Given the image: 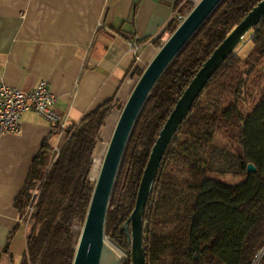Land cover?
I'll return each mask as SVG.
<instances>
[{
	"label": "trees",
	"instance_id": "1",
	"mask_svg": "<svg viewBox=\"0 0 264 264\" xmlns=\"http://www.w3.org/2000/svg\"><path fill=\"white\" fill-rule=\"evenodd\" d=\"M260 1L222 0L172 60L143 105L107 212L106 236L127 255L120 264H132L124 226L161 130L203 63ZM183 3L188 11L194 7L189 0H176L175 7ZM177 26L171 24V31ZM246 36L250 52L239 55L240 43L226 59L163 156L143 215L146 264H253L264 246V89L251 111L245 110L242 97L244 92L248 100L254 98L264 80V18ZM142 73L138 71L137 80ZM111 110L107 103L69 126L66 142L48 171L49 145L45 143L33 160L16 202L21 215L36 181L42 179L43 184L20 264H73L80 236L74 226L84 225L87 216L96 180L91 175L93 153ZM217 134L234 151L217 146ZM250 163L256 173L247 171ZM226 175L242 180L230 182L223 178ZM259 264H264V256Z\"/></svg>",
	"mask_w": 264,
	"mask_h": 264
},
{
	"label": "crops",
	"instance_id": "2",
	"mask_svg": "<svg viewBox=\"0 0 264 264\" xmlns=\"http://www.w3.org/2000/svg\"><path fill=\"white\" fill-rule=\"evenodd\" d=\"M175 3L0 0V82L30 90L37 80L47 79L56 96L55 110L69 126L110 103L95 147L100 145L101 166L119 107L129 98L138 71L156 54L155 39L171 30ZM136 35L143 46L139 59L128 50ZM66 139L65 131L55 130L34 111L23 114L21 133L0 135V264H20L27 250L16 202L33 160L45 143L51 152L61 150Z\"/></svg>",
	"mask_w": 264,
	"mask_h": 264
},
{
	"label": "water",
	"instance_id": "3",
	"mask_svg": "<svg viewBox=\"0 0 264 264\" xmlns=\"http://www.w3.org/2000/svg\"><path fill=\"white\" fill-rule=\"evenodd\" d=\"M222 0H200L170 38L156 52L138 78L121 111L107 147L91 197L87 216L80 233L73 264H120L122 255L106 236L109 202L122 157L137 117L152 89L172 60L199 29ZM264 18V0L260 1L231 31L203 63L167 119L144 170L136 203L124 226L131 243L132 264H146L143 248V215L161 167L163 156L178 128L188 116L195 100L213 75L235 51L246 35ZM249 173L257 168L250 163ZM129 223V225H128Z\"/></svg>",
	"mask_w": 264,
	"mask_h": 264
},
{
	"label": "built area",
	"instance_id": "4",
	"mask_svg": "<svg viewBox=\"0 0 264 264\" xmlns=\"http://www.w3.org/2000/svg\"><path fill=\"white\" fill-rule=\"evenodd\" d=\"M188 13H182L177 8L171 18V24L177 23L178 26L186 19ZM171 33V34H170ZM172 31H164L155 41H162L163 44L170 38ZM162 44V45H163ZM143 46L139 44V36L133 37L128 44V50L134 56L141 54ZM56 96L51 89V85L47 79H39L30 90H23L0 82V135L2 134H18L22 131V116L24 113L34 111L44 117L55 130L66 131L69 127L66 119L55 110ZM49 152V151H48ZM54 153L56 160L60 150L51 151ZM52 162V163H53ZM51 163V164H52ZM35 206H29L33 211ZM264 256V246L259 251L253 264H259Z\"/></svg>",
	"mask_w": 264,
	"mask_h": 264
},
{
	"label": "rangeland",
	"instance_id": "5",
	"mask_svg": "<svg viewBox=\"0 0 264 264\" xmlns=\"http://www.w3.org/2000/svg\"><path fill=\"white\" fill-rule=\"evenodd\" d=\"M189 1H190V5H194L195 6L200 0H189ZM177 9L179 11H181L182 13H189L190 12V11H188V7L184 3L179 5L177 7ZM162 44H163L162 41H158L157 42V45H156L157 46V51H158V49L161 48ZM251 48H252V46H251V42L249 40V36H246L245 39L243 40V43H241V45L237 49L238 50V54L243 56V57H245L250 52ZM261 70L264 73V62H263V65L261 66ZM259 85H260L259 88H257L256 91L253 93L254 98H252V99L248 100V98H245L248 95L243 92L242 97H243V100H244L243 102H244V106H245V110L246 111H251L252 108H253V105L258 101L260 93L264 89V80L260 81ZM121 111L119 112V114L117 116V121L119 119ZM116 124H117V122H116ZM116 124H115V126H116ZM215 143L219 147H223V148H226L227 150L234 151V147L231 146V144L225 138H223V136H221L220 134H217L215 136ZM98 149L99 148L97 146V149H95V151H94V158L95 157L96 158L94 159V164H93L92 171H91V175L94 174V177L92 176V178L95 179V177H96V180H97V176L99 174L100 167H101L100 166L101 160L99 158V154L97 153ZM48 154H49L48 157H47L48 165L46 167L47 171H48L49 166L51 165V163L53 162V160L55 158L54 157V153L48 152ZM96 161H97V163H96ZM223 178L228 180V181H230V182H239V181L242 180L241 177H234L232 175H226ZM96 180H95V183H96ZM42 184H43V180L42 179L41 180H37L36 183H35V187L29 191V193H28L29 195L26 196V198H25V201H27L28 204L23 209V214L21 215V225H22V227L24 229H26L27 234L30 232L31 227H32L33 219H32L31 216H32L33 211H34V209H33V211L31 212L32 208L29 207V206L34 205V203L36 202L37 196L39 194V188L42 186ZM82 228H83V224L82 223H76L75 226H74V231L76 233L80 234L81 231H82ZM111 243L120 252V254L122 255V260H124L127 257L126 253L123 252L120 248H118L113 242H111Z\"/></svg>",
	"mask_w": 264,
	"mask_h": 264
},
{
	"label": "bare ground",
	"instance_id": "6",
	"mask_svg": "<svg viewBox=\"0 0 264 264\" xmlns=\"http://www.w3.org/2000/svg\"><path fill=\"white\" fill-rule=\"evenodd\" d=\"M98 148H100V145H99V147ZM97 151V150H96ZM99 151V150H98ZM99 154V153H98ZM94 156V155H93ZM98 156V155H97ZM96 158V157H95ZM96 163H97V161H96ZM98 168V167H97ZM93 177H94V174L92 175Z\"/></svg>",
	"mask_w": 264,
	"mask_h": 264
}]
</instances>
